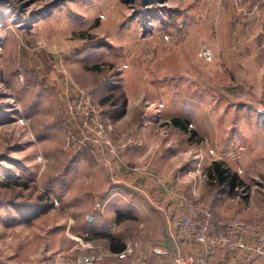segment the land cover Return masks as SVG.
<instances>
[{
    "label": "rangeland",
    "instance_id": "rangeland-1",
    "mask_svg": "<svg viewBox=\"0 0 264 264\" xmlns=\"http://www.w3.org/2000/svg\"><path fill=\"white\" fill-rule=\"evenodd\" d=\"M84 92L108 135L89 132ZM145 121L174 170L200 162L218 215L264 218V0H0V264L109 249L94 209L110 237L157 245L162 212L105 198L103 163ZM213 161L244 185L212 184Z\"/></svg>",
    "mask_w": 264,
    "mask_h": 264
},
{
    "label": "crops",
    "instance_id": "crops-1",
    "mask_svg": "<svg viewBox=\"0 0 264 264\" xmlns=\"http://www.w3.org/2000/svg\"><path fill=\"white\" fill-rule=\"evenodd\" d=\"M187 119L189 120L190 118ZM175 130L185 133L187 131V129L179 126H175ZM138 132L137 138L138 140L141 139L142 142L137 140L135 144L131 145V148L127 149L124 153L123 159L118 160L119 162L113 160L106 164L103 163L104 170L108 169L109 171L108 176L112 181V185L117 189L112 194L106 193L105 198H123L130 204V207L127 209L134 212L138 211L137 213H140L139 211L142 209L140 201L143 199L145 202H149L154 210L162 212L165 217L166 232L161 237L160 242L151 249H139L138 252L135 250L136 253L147 259L150 264H176L174 256L178 253L193 254L199 257L201 255L204 256L205 251L208 252L207 264H264V258L255 257L245 251L224 250L220 248H205V250L200 245L185 239L175 218V198L179 194L191 192L189 181L191 178L188 173L190 170H194V167L198 163L188 166L184 171L183 169L174 170L172 155L170 157L167 155L161 156L157 155V151L155 150L154 153L152 152L153 147L157 144V138L161 134L158 128L151 126L148 121H145ZM95 163V161H92L91 165L95 166ZM185 180L188 181L186 182ZM93 196L95 198L98 197L96 193ZM222 196L224 197V194L216 196L215 205H217V199H221ZM93 213L94 216L89 218V221L94 220L95 233H98L100 237L104 235L105 238L111 241L110 239L113 236H109L106 224L101 223L107 211L94 209ZM116 240L119 239L116 238ZM128 246L126 244L125 249L122 251H113L110 245L109 249L114 253H120L126 250ZM80 255L71 256L65 253L51 255L45 257L38 264H76L75 259ZM95 264L112 263L110 260H105Z\"/></svg>",
    "mask_w": 264,
    "mask_h": 264
},
{
    "label": "built area",
    "instance_id": "built-area-1",
    "mask_svg": "<svg viewBox=\"0 0 264 264\" xmlns=\"http://www.w3.org/2000/svg\"><path fill=\"white\" fill-rule=\"evenodd\" d=\"M81 97L88 104V115L93 114L88 126L89 132L101 137L108 135L102 127V110L91 105L90 93H82ZM95 136V137H96ZM131 140L123 143L122 147L129 146ZM116 149V146H111ZM200 162L195 170H190L191 192L179 194L175 198V218L185 239L205 248H220L224 250L245 251L258 258H264V218L245 220L239 217H222L215 211V195L202 197L199 184L203 181L200 171ZM186 182L188 180H185ZM206 250V249H205ZM207 254L195 256L193 254L178 253L174 256L176 264H207ZM110 260L112 264H150L147 259L135 252L133 246H128L120 253L105 249L95 253L78 256L76 264H95Z\"/></svg>",
    "mask_w": 264,
    "mask_h": 264
},
{
    "label": "trees",
    "instance_id": "trees-1",
    "mask_svg": "<svg viewBox=\"0 0 264 264\" xmlns=\"http://www.w3.org/2000/svg\"><path fill=\"white\" fill-rule=\"evenodd\" d=\"M106 101V100H105ZM175 126H179L183 129H187V123L182 120L175 119ZM209 180L212 184H218L229 188L231 192H235L240 186L244 185V181L239 178L237 173H232L229 168L222 162L213 161L208 169ZM110 248L113 251H122L125 249L126 244L116 238L112 237L110 239Z\"/></svg>",
    "mask_w": 264,
    "mask_h": 264
}]
</instances>
